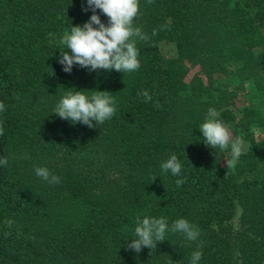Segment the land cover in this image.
Masks as SVG:
<instances>
[{"label": "trees", "instance_id": "1", "mask_svg": "<svg viewBox=\"0 0 264 264\" xmlns=\"http://www.w3.org/2000/svg\"><path fill=\"white\" fill-rule=\"evenodd\" d=\"M139 6L136 26L149 39L137 40L138 71L69 74L60 40L92 15L82 0H0V264H190L201 242L199 264H264V0ZM69 89L113 93L115 116L95 128L60 119L53 111ZM238 95L233 121L226 107ZM209 108L251 143L235 170L230 151L203 142ZM172 154L180 176L160 167ZM37 166L61 183L43 181ZM138 215L184 218L201 235L168 232L137 254L127 245Z\"/></svg>", "mask_w": 264, "mask_h": 264}, {"label": "clouds", "instance_id": "2", "mask_svg": "<svg viewBox=\"0 0 264 264\" xmlns=\"http://www.w3.org/2000/svg\"><path fill=\"white\" fill-rule=\"evenodd\" d=\"M152 0H148L151 3ZM87 7L82 11L92 12L89 20L81 25H72L66 30L60 40L64 45L60 50L58 63L65 73H71L74 66L87 69L89 72L104 70L111 72L132 73L141 67L139 59L140 49L137 40L147 41L149 37L140 27L136 26L139 19V0H86ZM105 15L104 23L100 15ZM155 31L153 35H155ZM144 97V102H150L152 97L147 90L138 92ZM159 107V104L156 105ZM5 106L0 102V112ZM117 112V102L113 93L109 91L93 90L87 94L86 90H71L65 92L56 104L53 113L62 120L71 124H83L88 128H95L111 120ZM220 114L214 108H209L204 122L198 127L202 133L203 142L211 149L230 151L226 158V169L235 170L248 145L243 136H234L230 126L219 118ZM4 135L3 123L0 122V136ZM0 166H8V158H0ZM164 173L180 176L183 165L176 154L163 161L160 165ZM36 176L50 185L61 183V177L47 167L37 166L34 169ZM156 177H153V181ZM186 181L177 179L179 187ZM5 224L11 228L14 221L8 219ZM168 232L181 233L188 240L195 242L201 235L200 229L187 219L180 218L169 225L164 217L156 218L148 215L136 217L134 237L127 245L129 250L137 254L144 248L157 249L159 243L165 241ZM203 242L197 245L198 250L191 253L190 264H199L202 259Z\"/></svg>", "mask_w": 264, "mask_h": 264}, {"label": "rangeland", "instance_id": "3", "mask_svg": "<svg viewBox=\"0 0 264 264\" xmlns=\"http://www.w3.org/2000/svg\"><path fill=\"white\" fill-rule=\"evenodd\" d=\"M159 48L161 52L166 56L171 55L174 51L172 44L168 42H160ZM242 107H243V98L240 95H238L237 98H235L233 102L227 105L226 109L229 110L232 116L234 117L233 121H235V119L240 116ZM244 141L248 146L251 145L249 141L247 140H244Z\"/></svg>", "mask_w": 264, "mask_h": 264}]
</instances>
